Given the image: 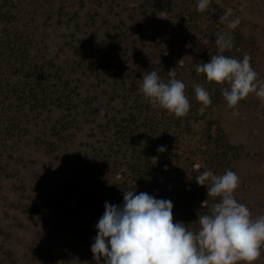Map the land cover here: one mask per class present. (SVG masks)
<instances>
[{
    "label": "trees",
    "instance_id": "obj_1",
    "mask_svg": "<svg viewBox=\"0 0 264 264\" xmlns=\"http://www.w3.org/2000/svg\"><path fill=\"white\" fill-rule=\"evenodd\" d=\"M85 2L0 0V150L4 139L15 136L16 130L40 117L50 105L56 104V99H61V90L66 85L58 88V82L53 79H61L60 74H46L48 61L41 57L50 56L55 45L61 50L71 46L76 52V47L84 45L86 38L75 35L83 30L86 33L87 21H81L85 13L79 7H70ZM197 3L198 0H141L139 39L144 40V46L153 47V52L163 43L165 52L160 56L155 53L151 61L139 56L140 63L130 72L134 77L132 84L138 85V74L143 78L144 74L156 71L167 82L168 71L174 68L175 78L186 85L185 95L190 103L187 115L177 118L153 107L143 94L131 97L124 114L108 119L105 128L113 129L105 132V140L96 156L72 167L74 178L83 181L80 187L69 188L73 199L72 222L82 243H86L85 249L91 253L88 254L91 264H97L91 244L105 202L120 206L123 192L129 190L134 194L145 192L157 199H168L173 203V221L183 222L189 230L196 231L199 216L210 214L212 204L219 198L208 196L207 187L198 185L195 177L205 170L215 175L224 174L225 170H231L232 157L240 152L239 147L227 139L217 120L204 119L206 109L221 100L222 86L207 81L195 68L219 53L215 39L220 34L233 41L230 49L220 53L228 57L242 60L245 54L253 56V44L243 38L241 28L228 29L225 21L220 22L225 11L217 0H211L204 12L196 10ZM153 19L154 24L149 22ZM44 22L57 38L47 42L43 32L48 29L42 28ZM151 28L157 36L146 37ZM123 39H127V35H123L121 41ZM194 84H200L211 95L212 103L203 113L195 99ZM56 128L46 124L43 135H53ZM161 146L165 151H158Z\"/></svg>",
    "mask_w": 264,
    "mask_h": 264
},
{
    "label": "rangeland",
    "instance_id": "obj_2",
    "mask_svg": "<svg viewBox=\"0 0 264 264\" xmlns=\"http://www.w3.org/2000/svg\"><path fill=\"white\" fill-rule=\"evenodd\" d=\"M217 1L225 12L233 10L225 24L239 18L243 38L253 44L250 63L258 80L264 82V0ZM140 2L86 0L85 4H72L71 9L79 7L85 13L81 21H87L86 33L83 30L75 35L86 38L84 45L76 47L77 52L71 46L61 50L55 45L50 56L41 57L48 61L46 74H60L61 79L55 77L53 81L58 82L59 89L62 84L66 88L56 104L1 144L0 264L92 263L88 261L91 253L72 222L69 188H78L83 182L74 178L72 167L96 156L105 132L113 129L105 128L108 119L120 117L127 111V100L142 95L139 85L143 78L136 75L139 83L135 85L130 75L140 63L139 56L151 61L155 53L160 56L165 52L163 43L153 52V47L144 46V40L139 39ZM42 28L48 29L43 32L47 42L55 38L48 23ZM123 35L127 39L121 41ZM152 35L157 36L154 28L145 34ZM234 111L238 115H233ZM212 118L240 149L231 161V171L240 181L235 199L248 207L253 219L264 215V104L250 93L230 109L222 96L217 105L205 111L204 119ZM46 124L57 126L53 135H43ZM254 264H264V246Z\"/></svg>",
    "mask_w": 264,
    "mask_h": 264
},
{
    "label": "clouds",
    "instance_id": "obj_3",
    "mask_svg": "<svg viewBox=\"0 0 264 264\" xmlns=\"http://www.w3.org/2000/svg\"><path fill=\"white\" fill-rule=\"evenodd\" d=\"M211 0H198L197 11L204 12ZM233 10L228 8L219 18L223 23ZM239 18L230 21L229 29H236ZM215 43L219 53L208 62H200L195 71L204 74L207 81L227 87L221 95L227 107L234 109L250 93L264 104V82L245 54L242 60L225 56L233 46L231 37L220 34ZM167 82L156 71L143 75L139 89L153 107L166 110L181 118L187 115L190 103L185 95L186 85L175 78L174 68L168 71ZM195 99L200 112L211 105V95L200 84H194ZM238 115V112H233ZM163 152V146L158 148ZM199 170V166H197ZM196 183L207 187V195L219 198L212 204L210 214L199 216V228L189 230L183 222L173 221V203L157 199L145 192H123L120 206L105 202L104 212L95 224L97 234L91 244L93 259L97 264H254L264 246V215L252 218L248 207L237 202L234 191L239 187V177L231 170L215 175L205 170L195 177Z\"/></svg>",
    "mask_w": 264,
    "mask_h": 264
}]
</instances>
